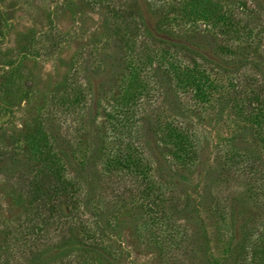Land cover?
Returning a JSON list of instances; mask_svg holds the SVG:
<instances>
[{
    "label": "rangeland",
    "instance_id": "rangeland-1",
    "mask_svg": "<svg viewBox=\"0 0 264 264\" xmlns=\"http://www.w3.org/2000/svg\"><path fill=\"white\" fill-rule=\"evenodd\" d=\"M69 233L52 264H264V0H0V264Z\"/></svg>",
    "mask_w": 264,
    "mask_h": 264
},
{
    "label": "trees",
    "instance_id": "trees-1",
    "mask_svg": "<svg viewBox=\"0 0 264 264\" xmlns=\"http://www.w3.org/2000/svg\"><path fill=\"white\" fill-rule=\"evenodd\" d=\"M115 12L121 17L128 18L132 16L139 18V15L133 6L129 7L128 10L115 9ZM30 188L32 189V200L36 208L44 207L46 205L47 198L53 196L57 190L56 184L53 183L49 175H42L41 177L35 179L30 185ZM72 245L76 248L71 247ZM84 248H87V246L73 236L72 233H69L59 241V244L56 246L57 253L54 256L49 257L47 260L49 264H52L60 257H64L72 252V250H81Z\"/></svg>",
    "mask_w": 264,
    "mask_h": 264
}]
</instances>
